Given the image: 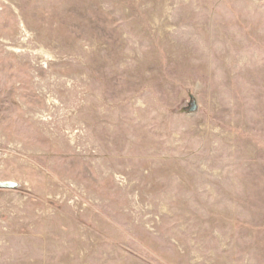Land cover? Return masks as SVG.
<instances>
[{
  "label": "rangeland",
  "instance_id": "1",
  "mask_svg": "<svg viewBox=\"0 0 264 264\" xmlns=\"http://www.w3.org/2000/svg\"><path fill=\"white\" fill-rule=\"evenodd\" d=\"M0 264H264V0H0Z\"/></svg>",
  "mask_w": 264,
  "mask_h": 264
},
{
  "label": "water",
  "instance_id": "2",
  "mask_svg": "<svg viewBox=\"0 0 264 264\" xmlns=\"http://www.w3.org/2000/svg\"><path fill=\"white\" fill-rule=\"evenodd\" d=\"M15 183L11 182V181H0V188L1 187H8V188H12L15 187Z\"/></svg>",
  "mask_w": 264,
  "mask_h": 264
}]
</instances>
